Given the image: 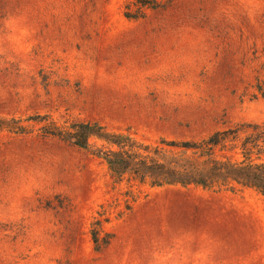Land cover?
<instances>
[{"label": "rangeland", "instance_id": "374dc122", "mask_svg": "<svg viewBox=\"0 0 264 264\" xmlns=\"http://www.w3.org/2000/svg\"><path fill=\"white\" fill-rule=\"evenodd\" d=\"M127 1L0 0V115L146 143L264 123V0H159L138 18ZM126 190L76 147L1 132L0 264H264L255 192L139 185L126 210Z\"/></svg>", "mask_w": 264, "mask_h": 264}, {"label": "trees", "instance_id": "16d2710c", "mask_svg": "<svg viewBox=\"0 0 264 264\" xmlns=\"http://www.w3.org/2000/svg\"><path fill=\"white\" fill-rule=\"evenodd\" d=\"M163 6L159 0H128L124 16L138 18L145 9L157 10ZM257 87L264 96L263 86ZM1 132L55 138L99 159L112 184L127 188L126 210L134 199L132 188L139 185L195 186L230 192L247 189L264 198V123L233 125L196 141L162 138L146 143L128 130L112 132L98 122L66 120L59 124L48 114L0 115ZM101 226L100 219L91 225L96 251L106 245L99 238Z\"/></svg>", "mask_w": 264, "mask_h": 264}]
</instances>
